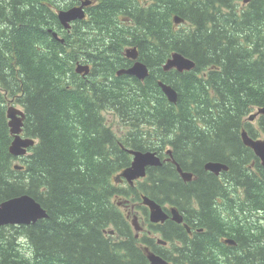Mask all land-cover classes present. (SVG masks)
Listing matches in <instances>:
<instances>
[{"label":"trees","instance_id":"1","mask_svg":"<svg viewBox=\"0 0 264 264\" xmlns=\"http://www.w3.org/2000/svg\"><path fill=\"white\" fill-rule=\"evenodd\" d=\"M83 1L0 0V203L29 195L48 213L0 227V264H147L146 246L171 264H264V167L242 138L264 137V114L248 121L264 110V0H93L68 32L58 12ZM114 13L127 21L117 25ZM127 49L151 69L146 81L114 77L133 63ZM174 53L194 70L165 71ZM79 64L91 67L83 81ZM158 80L177 90V104ZM9 103L26 112L23 135L37 141L23 165L10 152ZM111 109L129 127L123 135L104 118ZM168 147L196 180L184 182L172 163L148 168L134 186L117 179L129 150L161 156ZM209 161L229 171L206 172ZM142 194L203 232L189 238L169 220L141 223V236L123 209ZM149 229L183 248H155Z\"/></svg>","mask_w":264,"mask_h":264},{"label":"water","instance_id":"2","mask_svg":"<svg viewBox=\"0 0 264 264\" xmlns=\"http://www.w3.org/2000/svg\"><path fill=\"white\" fill-rule=\"evenodd\" d=\"M254 0H243L244 3L248 4ZM93 4L92 0H84L80 6L72 7L69 10L59 11L58 18L61 25L69 29L71 24L76 21H82L86 17V8ZM176 23H182L183 20L176 17ZM52 33V30L49 31ZM53 37L58 39V34L53 33ZM194 63L179 54H174L164 65L165 70L176 69L180 72L189 71L193 69ZM85 71L89 72V67H80L77 69L78 72ZM127 73L130 76H135L140 80H144L149 76L148 68L145 64L137 62L133 68ZM160 86L168 96L169 100L173 103L177 102L176 92L168 85L160 82ZM260 112H264L261 110ZM8 117L11 119L9 127L13 141L10 147V152L14 157H22L26 155L29 148L35 146V142L30 138L23 136L24 122L26 114L14 107L8 109ZM244 142L247 146H250L256 154L261 158L264 165V141L250 138L247 133H243ZM133 160L126 170L122 172V178L126 179L130 185H134L135 181L147 176V169L151 167H161L163 162L158 156L157 152L153 151H138L129 150ZM176 165L178 172L182 178L186 181L192 179L193 175L188 172H184L181 166L175 161H172ZM206 170L210 171L215 175H220L222 172L229 170V167L225 164L209 162L205 166ZM143 204L149 209V220L152 224H165L168 220H172L175 223H183V216L178 212L177 209H170L169 212L155 200L148 196L143 197ZM48 217V213L37 202L32 196L23 195L5 202L0 203V227L6 225H31L39 222L41 219ZM226 243L232 245L234 241L232 239L226 240ZM148 252V259L150 264H170L168 261L163 259L161 256L156 255L152 252Z\"/></svg>","mask_w":264,"mask_h":264},{"label":"flooded vegetation","instance_id":"3","mask_svg":"<svg viewBox=\"0 0 264 264\" xmlns=\"http://www.w3.org/2000/svg\"><path fill=\"white\" fill-rule=\"evenodd\" d=\"M70 30L71 29H68V32H70ZM127 52H128V49L123 53V56L125 57V58H127ZM135 52H137L138 54H139V51L137 50V49H135ZM130 53H131V51H130ZM95 58V57H94ZM128 59V58H127ZM132 61H133V63L132 64H128L127 66H125V67H122V68H118L116 71H115V75H114V77H121V76H123V75H127V76H130L129 74H127V73H123L124 71H127V70H129V69H131V67H133L137 62H141V61H139V57H138V59H131ZM141 63H143V62H141ZM90 64H93V62H92V59H91V61H90ZM144 64V63H143ZM87 67H89V69H90V65H87ZM148 69H149V74L151 73V69L148 67ZM79 74V73H78ZM161 81H157V84H158V86H159V83H160ZM161 159L162 160H164V163H172L173 164V158H170V156H168V155H162L161 154ZM175 165V164H174ZM185 172H187V171H185ZM136 182H138V181H136ZM136 182H135V184H136ZM142 195H144V194H142ZM162 205V204H161ZM165 209H166V207L168 206V205H162ZM139 207H140V209H141V211H143V217L142 218H144V220L145 221H143V225L144 226H146V225H148L149 226V211H148V208L147 207H145L143 204H141V203H139ZM141 207H144V208H146L147 209V211H144ZM132 217H136V215H134V216H132ZM131 218V217H130ZM178 224V223H177ZM178 225H180L181 227H183L185 230H186V232H188V235H189V238H194L197 234H196V232H203V229H201V228H199V227H197V224H192V223H190L189 221H186V220H184L183 221V223L182 224H178ZM138 234H140L141 236L142 235H144L145 233H146V231L144 230V229H140L139 228V231L137 232ZM147 236H148V238L152 241V244L154 245V247L155 248H159V249H166V250H171V247L172 246H174V245H178L179 247H181V248H183V242H180V241H172L171 243L170 242H166V241H163L161 238H159V237H157L156 235L154 236L153 235V233L150 231V229L148 230V232H147ZM137 238L139 237V235H137L136 236ZM228 237H223V239H227ZM150 248H152V247H149V246H146V248L144 249L145 250V252H146V250L148 249V250H150L152 253H154V254H156V255H159V256H161L159 253H157V252H154L153 250H151ZM172 252H175L174 251V247H173V250H172ZM163 259H165L163 256H161ZM148 260V259H147ZM166 260V259H165ZM168 261V260H167ZM147 264H150L149 263V261H148V263Z\"/></svg>","mask_w":264,"mask_h":264},{"label":"bare ground","instance_id":"4","mask_svg":"<svg viewBox=\"0 0 264 264\" xmlns=\"http://www.w3.org/2000/svg\"><path fill=\"white\" fill-rule=\"evenodd\" d=\"M130 51H131V53H130ZM174 54H178V53H174ZM173 54V55H174ZM172 55V56H173ZM180 55V54H179ZM127 58L128 59H138V57H139V54L137 53V52H135V49H128V52H127ZM172 56L169 58V59H171L172 58ZM182 56V55H181ZM184 57V56H183ZM184 58H186V57H184ZM168 59V60H169ZM186 59H188V58H186ZM167 60V61H168ZM188 60H190V59H188ZM190 61H192V60H190ZM193 62V61H192ZM194 63V62H193ZM131 68H133V67H131ZM148 68V67H147ZM194 68H195V63H194V67H193V69H191V70H187V71H183V72H190V71H192V70H194ZM130 70V69H129ZM129 70H127V71H129ZM77 71V70H76ZM127 71H124L123 73H127ZM148 71H149V69H148ZM83 72H85L84 70L82 71V73ZM150 72V71H149ZM180 72V71H179ZM77 73H80V72H78L77 71ZM81 73V74H82ZM128 74V73H127ZM150 75V74H149ZM159 81H161V82H163L162 80H159ZM164 84H166V85H168L169 87H171L175 92H176V94H177V101H178V92H177V90L173 87V86H171V85H169L168 83H165V82H163ZM159 87H160V89L162 90V92L165 94V96H166V98L168 99V101L169 102H171L170 100H169V98H168V96L166 95V93L163 91V89H162V87L160 86V83H159ZM171 103H173V102H171ZM173 104H177V102L176 103H173ZM18 106V107H17ZM10 107H14V108H16V109H18V110H20V111H22V112H24L25 114H26V112L23 110V108L21 107V106H19V105H17V104H13V103H9L8 104V106H7V110H6V116H7V119H8V125H9V122H10V118L8 117V109L10 108ZM262 109H260V110H257V112L256 113H254L253 114V116H251V117H249L248 118V121L249 122H251V123H255V120L257 119V117L260 115V114H264V112H260ZM26 118H27V115H26ZM107 122V124H110V123H108V121H106ZM10 128V127H9ZM11 132V131H10ZM243 133H247V135L250 137V138H253V137H251L249 134H248V132L246 131V130H243L242 131V138H243ZM23 134H24V132H23ZM24 137L25 138H30V139H32L34 142H35V145H36V143H37V141H36V139H34V138H31V137H27V136H25L24 135ZM253 139H256V140H263L264 141V137H259V138H253ZM243 142H244V138H243ZM244 144H245V142H244ZM246 145V144H245ZM247 146V145H246ZM248 148H250L254 153H255V155L259 158V160H260V162L262 163V160H261V158L256 154V152L250 147V146H247ZM30 149V148H29ZM29 149H28V151H27V153H26V155H24V156H27V154L29 153ZM158 154V153H157ZM164 155H168V156H170V158H173V160H175L174 159V156H173V149L171 148V147H168L166 150H165V152H164ZM158 156L160 157V159H161V156L158 154ZM23 157V156H22ZM161 161L163 162V164H164V160H162L161 159ZM209 162H213V161H209ZM209 162H207V163H209ZM215 163H218V162H215ZM222 164V163H221ZM168 165V164H167ZM207 165V164H206ZM226 165V164H225ZM262 165H263V163H262ZM228 166V165H227ZM130 167V166H129ZM229 167V166H228ZM263 167H264V165H263ZM19 169V167H16V169ZM127 169V168H126ZM125 169V170H126ZM229 171V170H228ZM228 171H226V172H228ZM209 173H211L210 171H208ZM188 173H191V172H188ZM222 173H225V172H222ZM192 175H193V177H192V179L191 180H189V181H186V180H184L183 178H182V176H181V178L184 180V182H191L192 180H196V176L193 174V172L191 173ZM213 174V173H212ZM122 172L119 174V176H117V179H121L120 181H124V180H122V179H124V178H122ZM215 175V174H214ZM222 174H220V175H216V176H221ZM118 182H119V180H117ZM23 196V195H22ZM144 196H147V195H142L141 196V198H140V202L139 203H141V204H143V197ZM20 197V196H19ZM17 198V197H16ZM14 199V198H13ZM173 208H175V209H177L178 210V212L181 214V212H180V210L177 208V207H175V206H173V205H168L167 207H166V211H168L169 212V210L170 209H173ZM124 210V213H126V216H127V219H128V217L130 218L131 217V215H132V212L131 211H129V210H127V209H123ZM182 215V214H181ZM134 216V215H133ZM183 216V215H182ZM47 218V217H46ZM6 226H8V225H6ZM15 226H20V225H15ZM3 227V226H2ZM111 234H114V232L113 231H111ZM234 241V240H233ZM236 244H237V242H235L234 241V243L232 244V245H230V246H236Z\"/></svg>","mask_w":264,"mask_h":264},{"label":"rangeland","instance_id":"5","mask_svg":"<svg viewBox=\"0 0 264 264\" xmlns=\"http://www.w3.org/2000/svg\"><path fill=\"white\" fill-rule=\"evenodd\" d=\"M126 1L127 0H123L122 3H125ZM134 2L138 6H142V5L145 4V1L144 0H138V1H134ZM130 3H131V1H130ZM115 4H118V3H115ZM116 16H117V20H115V23L117 25H119L120 23H122L124 20L127 21V18L125 16L121 15V14L114 13V16L113 17H116ZM95 46L96 45H94V47ZM101 55L102 54H99L98 56L100 57ZM98 59H99V64H101V62H102L101 59L100 58H98ZM98 69H101L100 65L98 66ZM81 73L78 74V78L83 81L84 78H83V76H82ZM256 112H253V114L256 113ZM104 115H105L104 116L105 120L108 121V123H110L112 125V128H113L112 132L114 134L117 133V134L123 135L124 129L129 128L127 125H125L124 123L121 122V117L119 118V116H118L119 114L117 113V111H114V109L107 110L106 112H104ZM257 119L255 120V124H256ZM25 120H26V118H25ZM147 127H149V126H147ZM30 152H31V150H29V154H31ZM16 159L17 160L15 161V163L18 164V165H23V164L26 163V162H23L24 159H25V157H23V158H20L19 157V158H16ZM206 164H207V162L203 166V169L206 172H208V170H206V168H205ZM122 180H124V179H122ZM126 209L132 212L131 218L129 219V222H130V224H131L132 227L134 226V224L135 225H141V223H143V221H145L144 218L142 219V217H143V211H141L138 202L130 204V206L128 208H126ZM133 215H136L137 216V221H134V217H132ZM146 226H148V225H146ZM111 236H115V235L111 234ZM113 238L116 239L117 237H113ZM230 239H232V238H230ZM199 246H201V245H197V246H195L196 248H193V249L194 250H199ZM236 251H239V249H237Z\"/></svg>","mask_w":264,"mask_h":264}]
</instances>
